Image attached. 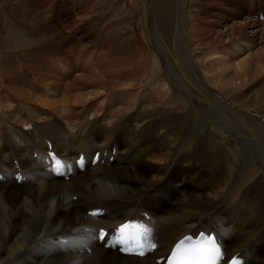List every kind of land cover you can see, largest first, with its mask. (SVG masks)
Returning <instances> with one entry per match:
<instances>
[{
    "label": "bare ground",
    "instance_id": "1",
    "mask_svg": "<svg viewBox=\"0 0 264 264\" xmlns=\"http://www.w3.org/2000/svg\"><path fill=\"white\" fill-rule=\"evenodd\" d=\"M179 1L184 11H179V20L174 22L172 39L162 30L160 16L159 33L150 22V38L142 40L148 41L151 58L142 54L132 61L133 56V68H107L110 63L103 61L104 54L86 58L72 53L58 61V76L60 65L66 71L68 64L76 62L72 83L58 95H52L47 85L35 87L37 93L45 94L39 103L55 111V120L34 122L28 117L26 112L35 109L20 103L24 97L36 96L34 91L14 94L11 85L5 90L12 109L0 111V264H159L176 241L201 231L220 238L228 259L238 256L243 264H264V112L259 113L263 104L256 108L254 97L264 95V90L240 92L239 84L228 90L234 79L246 76L256 86L264 78V54L249 49L264 34L259 18L264 17V0H213L214 5L211 0ZM212 6L219 7L218 18L226 22L219 25V31L195 23ZM157 8L164 9L160 4ZM238 17L242 22H236ZM60 21V39L48 34L33 42L31 35L22 34L5 39L2 81H16L28 64L44 59L36 52L53 56L76 45L78 39L81 44L87 39L89 33L79 36L83 28L71 13H65L64 20L61 15ZM198 31L200 37H193ZM173 43L176 54L170 49ZM204 45L203 50L217 47L228 55L248 50L246 61L233 77L234 62L222 55L216 65L208 66L215 61H204L198 52ZM10 49L14 55H9ZM204 62L209 67L205 71L201 70ZM204 72L212 75L211 82ZM128 90L135 91L133 99ZM113 95L117 96L113 107L98 103V98L104 103ZM93 104L96 112L90 115ZM177 106L184 110L176 112ZM242 108L245 114L238 112ZM209 109L232 130H224L221 122H210ZM39 110L34 112L40 114ZM231 116L250 125L253 132L242 131ZM28 125L32 133L22 130ZM101 129L104 134L97 136ZM246 141L258 148L259 156L248 152ZM51 152L72 165L65 177L51 169ZM82 155L84 170L76 165ZM179 162L186 163L184 175L174 183L170 172L179 173ZM128 220H141L149 227L156 251L143 258L125 256L98 241L101 230L110 232Z\"/></svg>",
    "mask_w": 264,
    "mask_h": 264
},
{
    "label": "rangeland",
    "instance_id": "2",
    "mask_svg": "<svg viewBox=\"0 0 264 264\" xmlns=\"http://www.w3.org/2000/svg\"><path fill=\"white\" fill-rule=\"evenodd\" d=\"M60 1L63 3V5ZM58 3H60V4H58ZM171 3H175V4H177V6L170 7L169 4H171ZM158 4H160L162 7H164V9H161L160 11H158V8H157ZM210 4L214 5V1L211 0ZM63 6H64V9H63ZM55 7H56V9H55ZM57 7H59V8H57ZM150 7H151V13H150ZM53 8H54V10H53ZM61 11H62V13H61ZM63 11H64V13H63ZM179 11L181 13L184 11L183 6L181 5V1H179V0H0V59H1V53H2L3 49H5V47H4L5 44L3 42L7 38L9 40L12 38L11 40H13V39H17L18 37L19 38L22 37V35H23V37H25L26 35H31L34 38L33 37L31 38V36L30 37L28 36V37H29V39H31L30 41H32V42L37 37L38 38H40L42 36L45 37V34L55 35L56 37L59 38L60 37L59 33L62 32L61 24L63 23V22L61 23V21H60L61 15L63 16V20H64L65 13H71L74 16V19H76L77 21L79 20L78 25L80 24L79 27L81 26L80 28L81 29L83 28L81 31V34L79 35L80 37L83 35L86 36L87 33H89L87 35V39H85L82 42V44L80 43V39H78L79 42L77 41L76 45H73L72 47H70V49L65 48L67 51L60 50L57 53H55L53 56L47 55L46 53H39L38 54V52H36L38 55L37 57L39 59L44 58L45 60L41 59V60H39V62L37 64L36 63L32 64V65H31V63L28 64L26 66V69L23 70V72H25L26 74L23 75L24 73L21 70L20 71L21 74L19 75L20 77L18 76L16 78V81L14 79L15 82L13 80H11L9 83L8 82L5 83L4 80L2 81V77L0 76V101H1L0 106L2 103V107L0 108V111H2V109L5 107L7 108L6 110L12 109L11 102H7V100H5L6 96L4 95V93L8 91L7 89H9V87L11 85L12 89L10 88L9 90H11L10 92L14 93V94H23L24 93L23 91H29V93L34 91L36 96L24 97V98H22V99H24V101H22L20 103V104L25 103V104H27V106L32 105L33 107L32 106H29V107H31L32 109H35V110H32V113L30 111L26 112V114L28 115V117L30 119L34 118L35 119V120L33 119L34 122L38 121V119H42V118L47 120V121L55 120L56 119L55 111L52 110V108H49V107L46 108L45 106H41V103H39V102H41L42 99H45L43 97L45 94L43 95L39 92L37 93L35 91V87L38 85L39 88H42V87L47 85L46 87H48L49 91L52 92V95H55V94L58 95V94H60L61 90L65 89L66 84L70 85L72 83L71 81H72V79H74L73 74L78 69L77 68L75 70L76 62L72 63V64L71 63L68 64L66 71H65V66L60 65L61 68L59 67V70H60L61 75L58 76L57 70H56L57 67H55V64L58 61H62L65 57L71 55L72 53L74 55H83L86 58H90V56H92V55L96 56L97 54L98 55L104 54L105 57L103 58V61L105 63L106 62L110 63L107 66V68L109 66H113V65L116 67V68L112 67L115 70H117V67L118 68L123 67L124 70L130 69V67L133 68L134 64H131L130 62L134 61L139 55L143 54V56L146 55L147 58H151V56H150V55H152L151 47L149 46L148 41L144 40L145 41L144 42L142 40V38H145V37L150 38V35H149L150 31H149L148 24H150V22H151L152 27L155 29L156 32L158 31L157 33H159L158 21H159V16H160L161 22H162V30H164L166 32V34L168 36V40L170 41L172 39L174 26L175 27L177 26V23L174 25V22L178 21L179 17H180ZM54 12L56 15L54 14ZM218 13H219V7H213V6L209 7L207 10H204L200 13V20L198 22H195V23H198L201 28H207V29L219 31L220 30L219 25L221 23L224 24L226 22H224V20H220L218 18L219 17ZM57 15L59 17V20L57 19L58 18ZM242 17H238V20L236 19V22L237 21L242 22V21H240V20H242ZM262 17L263 16L260 17V20L262 22H264V18H262ZM87 25L89 26L90 29L87 28L88 27ZM19 26H21V27H19ZM55 27L58 29H56ZM17 28H18V30H17ZM251 30L252 29H249V31H251ZM199 33H200V31L193 33V37H195V38L200 37ZM96 34H97V36H95ZM262 36H264V34ZM262 36L257 37V41L255 40L253 43H251L252 47L249 48L250 51L258 50V51H260V53L264 54V52H262V51H264V50H262V49H264V40H263L264 37H262ZM96 37H98V38H96ZM104 40H105V42H103ZM260 41H262V42H260ZM259 42H260V44H259ZM107 45L110 47H108ZM225 45H230V42L225 44ZM162 47L164 48L165 53L169 56V59L172 60L170 50H169V46L166 43V41L162 42ZM204 47H205V45L200 46L198 48V52L201 53V56L205 59L204 61L206 63H208L209 61H215V63H211L210 65H208L209 67H212L218 63V60L221 57L219 55H222V57L228 58L231 62H234V68H233L234 70L233 69L231 70V75L233 77H234L236 71L239 70L240 66L243 65L244 62L246 61V59H245L246 53L248 52V50H244L242 52L234 53V55H228L224 50H220L217 47H213V48L206 47V49L203 50ZM174 48H175V44L173 43V45L170 47V49L173 51V53L176 54ZM6 51H9V50H6ZM9 52H10L9 55H14V53H15V51H13L12 49H10ZM211 55H215L218 59L216 58L217 59L216 60L215 56H211ZM48 56H50V58ZM117 56L120 58L118 59ZM133 56H134V59H132ZM123 58L125 60H123ZM129 58H130V61L127 62L126 60H129ZM116 59H118V60H116ZM131 59H132V61H131ZM30 60H32V59L30 58ZM69 60H70V57L67 58L66 62H68ZM119 61H122V62L125 61V63H128V64H126V66H124L125 63H122ZM205 62L201 65V70H203V71H205V68H207V70L209 69V67L206 65ZM43 63H45L46 65L45 64L43 65ZM90 63H93V61H90ZM128 65H129V67L126 68ZM72 67H73V71L71 72L70 69H72ZM205 73L206 72H204V75H206V78L208 77L207 79L211 82V79H209V77L212 78V75L210 76V74L208 73V76H207V74H205ZM263 76H264V73H263ZM243 78L242 79H238V78L234 79L232 81V86L230 88H228V90L235 89V88H237V86L239 87V85H242L240 92L244 91L246 93L249 91V92H251V94H255L258 91L264 90L263 89L264 88V78L256 86H254V83L251 85L252 81L250 82V79L248 77L244 76ZM68 79H69V81H68ZM13 82L14 83L17 82L16 86L18 88L20 86L21 89L19 88V90H18ZM247 83H248V85H247ZM157 86L158 85L154 86V88L155 87L157 88ZM160 86H162V85H160ZM247 86H248V89L245 90V87L247 88ZM13 87L15 90L13 89ZM23 88H25V89L22 90ZM163 88L165 89V93H166L168 90V86L164 85ZM250 88H252V89L250 90ZM164 89H163V91H164ZM217 89L219 90L220 87H217ZM223 89L225 90V88L222 87L219 91H221ZM5 90H7V91H5ZM13 91H15V92H13ZM131 92H132V90L130 91V93ZM133 92L131 94L129 93V90L126 92L128 95H131V97H130L131 99H133V97L135 96V91L133 90ZM120 95H121V93H120ZM120 95L117 94L118 97H120ZM132 95H134V96L132 97ZM181 95L183 97H185L184 94H181ZM258 95L254 96V97L256 99L255 102L257 103L256 108H261V106L263 104V108L259 109V113H261V112H264V95H261V94H260V96H258ZM117 96L113 95L112 97H110L109 98L110 100L108 99L107 102L106 101L104 102L106 104L103 103V98H98V103L99 104L101 103V105L105 108L106 107H113L116 103ZM182 96H180V97H182ZM45 97H47L46 99H48V97H51V96H45ZM31 98H33V100ZM144 98L147 99V94L144 96ZM181 99L183 100V98H181ZM13 100L15 101V103L18 102V100L14 99V98H13ZM30 100H32V102H30ZM57 100L58 99H55V101H57ZM182 100H178V103L181 107H184L186 103ZM247 103H249V102L247 101ZM9 104H10V106H9ZM111 104H112V106H111ZM13 105H15V104H13ZM40 107L41 108L44 107L45 109L41 110ZM181 107L177 106L176 112L183 111L184 109L180 110ZM91 109H92V111L90 112V115L94 114L96 112V111L94 112V110H93L94 104L91 106ZM37 110H39L40 114H37V112H34ZM47 110H50V112H48ZM242 111H244V112H242ZM251 111L254 112L252 109H251ZM238 112L241 114H245L246 110L242 108V110L238 111ZM52 113H53V115H51ZM210 114H212V115L210 116ZM207 115L209 117L208 119H210L212 117L209 121L212 122L213 124L215 122H218V123L221 122V123H223L222 127L224 128V130H227V131L232 130L226 123H224L220 119V116L216 111L209 109ZM249 116L256 118V114H254V113H252V114L250 113ZM219 119H220V121H219ZM237 120L238 119H236V121ZM237 123L239 124V128L242 129V131H245L248 133L253 132L250 125H244V123L241 122L240 120H238ZM211 124L209 123V126ZM67 126L69 127V124H67ZM118 129H121V128L119 127ZM22 130L25 131L26 133L27 132L28 133L33 132L31 125L22 127ZM104 132H105V130L101 129V130L96 132V135L98 136V135L104 134ZM174 133L172 136L173 139H174ZM257 134H259V133H257ZM245 145H246L248 152L252 156L256 157V156L260 155L258 148L253 143H251V141H246ZM34 157H36V154L34 155ZM15 163H17V162L15 161ZM184 164H186V163H181V162L177 163L176 166H177L178 172H179L177 174H174L171 170L170 174L173 175L174 183L179 182L180 178L184 175V170H183ZM9 165H10V162H9ZM169 168H170V166H169ZM153 173H155V170L153 171ZM216 214L221 215L219 213V211Z\"/></svg>",
    "mask_w": 264,
    "mask_h": 264
},
{
    "label": "snow or ice",
    "instance_id": "3",
    "mask_svg": "<svg viewBox=\"0 0 264 264\" xmlns=\"http://www.w3.org/2000/svg\"><path fill=\"white\" fill-rule=\"evenodd\" d=\"M59 164V161H57ZM59 171V169H57ZM119 231L124 234L129 232L130 229H137L135 234L131 236L135 240L134 248H125L124 251L136 255L139 257H144L145 252L143 251L144 245L140 242V236L148 231L146 228H141L138 225L134 224H121L118 226ZM108 233L103 230L100 231V237L105 238ZM151 248L155 249L156 244H151ZM225 257L224 252L221 250L219 245H216L214 242L209 241L206 243H200L194 245L189 249H181L180 246H177L176 250L172 252L171 256L165 255L160 261L159 264H219L221 260ZM232 264H237L235 259L232 260Z\"/></svg>",
    "mask_w": 264,
    "mask_h": 264
},
{
    "label": "trees",
    "instance_id": "4",
    "mask_svg": "<svg viewBox=\"0 0 264 264\" xmlns=\"http://www.w3.org/2000/svg\"><path fill=\"white\" fill-rule=\"evenodd\" d=\"M70 71H71V72L73 71V67H72V69H70Z\"/></svg>",
    "mask_w": 264,
    "mask_h": 264
}]
</instances>
